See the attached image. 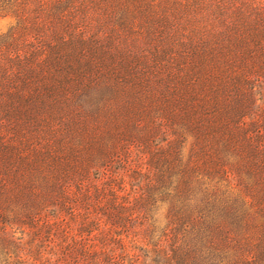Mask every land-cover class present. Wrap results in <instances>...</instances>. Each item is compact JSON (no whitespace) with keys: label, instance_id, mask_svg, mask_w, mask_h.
<instances>
[{"label":"trees","instance_id":"trees-1","mask_svg":"<svg viewBox=\"0 0 264 264\" xmlns=\"http://www.w3.org/2000/svg\"><path fill=\"white\" fill-rule=\"evenodd\" d=\"M0 264H264V0H0Z\"/></svg>","mask_w":264,"mask_h":264},{"label":"rangeland","instance_id":"rangeland-1","mask_svg":"<svg viewBox=\"0 0 264 264\" xmlns=\"http://www.w3.org/2000/svg\"><path fill=\"white\" fill-rule=\"evenodd\" d=\"M9 26V22L4 20L0 21V32H5Z\"/></svg>","mask_w":264,"mask_h":264}]
</instances>
